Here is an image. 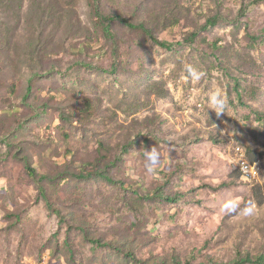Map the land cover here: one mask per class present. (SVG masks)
<instances>
[{"label":"rangeland","instance_id":"1","mask_svg":"<svg viewBox=\"0 0 264 264\" xmlns=\"http://www.w3.org/2000/svg\"><path fill=\"white\" fill-rule=\"evenodd\" d=\"M97 1L0 0V264L264 261V0Z\"/></svg>","mask_w":264,"mask_h":264},{"label":"trees","instance_id":"2","mask_svg":"<svg viewBox=\"0 0 264 264\" xmlns=\"http://www.w3.org/2000/svg\"><path fill=\"white\" fill-rule=\"evenodd\" d=\"M89 1L94 5V11H95L94 15L97 18L100 27L102 28V30L105 31L106 34H108V35L112 34L109 24H112V23L117 22V21H119L121 24H125V25L129 26L132 29L138 28L137 26L130 24L127 20H125L119 16H117L115 18H104L102 13H101V9H99L98 1L97 0H89ZM139 28H143V26H141ZM143 29L149 34V36L152 37V39H154L156 45L161 46L163 48H168L166 44H163L162 42L159 41V39L155 38L154 35H152L149 30H146L145 28H143ZM26 169H27L28 176L30 178L34 179L35 181H38L37 180V173L35 172V170L29 168L28 166H26ZM99 175H100L101 179H104L107 183H109V184L113 183V181L110 180L109 178H107L104 174H97V176H99ZM239 175H240L241 179L243 181H245L240 173H239ZM42 182H44V181L43 180L38 181L37 185L39 186V192L41 194V197H43V200L47 201V198H45V192L43 191V188L41 187ZM245 182H247V181H245ZM49 208L52 209V207L50 205H49ZM253 263L254 264H264V261L262 259H257Z\"/></svg>","mask_w":264,"mask_h":264},{"label":"clouds","instance_id":"3","mask_svg":"<svg viewBox=\"0 0 264 264\" xmlns=\"http://www.w3.org/2000/svg\"><path fill=\"white\" fill-rule=\"evenodd\" d=\"M189 72L196 78L199 79L202 73L197 72L194 69H189ZM211 108L218 115L224 113L225 107L227 106L226 98L222 97L219 91H215L211 95ZM144 154L147 160L146 169L149 173L152 172L153 168L160 163L161 155L157 147H152L150 150L145 151Z\"/></svg>","mask_w":264,"mask_h":264},{"label":"built area","instance_id":"4","mask_svg":"<svg viewBox=\"0 0 264 264\" xmlns=\"http://www.w3.org/2000/svg\"><path fill=\"white\" fill-rule=\"evenodd\" d=\"M236 156L239 157L237 164H239V167L241 170H243L244 174L246 176H252L253 177V167L256 165V163H245L246 155L244 150L240 147V151H236Z\"/></svg>","mask_w":264,"mask_h":264},{"label":"bare ground","instance_id":"5","mask_svg":"<svg viewBox=\"0 0 264 264\" xmlns=\"http://www.w3.org/2000/svg\"><path fill=\"white\" fill-rule=\"evenodd\" d=\"M236 151H240V148L236 149ZM260 161V160H259ZM245 163H250L245 159ZM236 169L239 171L243 179L247 182H255L258 181L260 176L262 175V168L258 163L253 167V177L252 176H246L243 172V170L240 169L239 164L236 163ZM260 181V180H259Z\"/></svg>","mask_w":264,"mask_h":264}]
</instances>
